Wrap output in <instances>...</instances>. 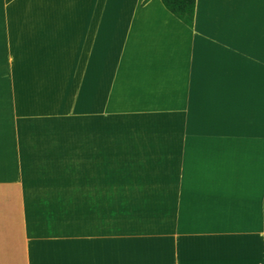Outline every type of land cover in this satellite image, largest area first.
Returning <instances> with one entry per match:
<instances>
[{"label":"crops","instance_id":"obj_1","mask_svg":"<svg viewBox=\"0 0 264 264\" xmlns=\"http://www.w3.org/2000/svg\"><path fill=\"white\" fill-rule=\"evenodd\" d=\"M3 4V10H11L3 13L8 46H14L11 35L17 30L25 34L24 44H34L39 34L41 44L56 46L57 67H69L73 79L88 84L90 104L97 100V65L104 64L105 90L110 87L107 73L119 66L121 79L138 87L140 95L175 96L169 102L180 106L167 108L183 112L180 127L193 125V111H204L206 118L207 111H214L215 159L206 164L201 157L202 166L192 167L186 162L187 145L185 150L180 148L179 159L176 154L168 168L167 206L152 214L158 228L144 229V236L162 238L157 244L161 247L168 243L167 264H264V0H196L193 27L161 0H3ZM26 10H37L40 18ZM28 136L24 141L9 136L8 143L10 150L19 146L25 159L21 161L32 175L21 186L29 238L43 239L41 244L83 245L80 254L91 260L81 264H113L114 254L122 250L112 247L109 225L101 233L79 235L70 225L78 220L73 216L79 210L73 211L71 220L63 212L53 214L55 207L69 201L66 189L83 185L75 182L74 186L58 176L57 182L44 180L48 174L72 173V167L63 166L64 145L59 146L58 137ZM170 138L177 146L176 134ZM79 141L86 143L77 146L82 152L84 147H95L97 137ZM176 146L170 144L172 150ZM93 170L94 177L83 187L90 194L89 206L93 204L90 227L98 213L101 218L105 214L106 221L111 213L104 208L110 205L106 183L104 195L96 194L101 184L95 176L106 178L107 168L94 166ZM97 198L103 199L101 212H97ZM163 252L164 248L156 251L160 257Z\"/></svg>","mask_w":264,"mask_h":264},{"label":"rangeland","instance_id":"obj_2","mask_svg":"<svg viewBox=\"0 0 264 264\" xmlns=\"http://www.w3.org/2000/svg\"><path fill=\"white\" fill-rule=\"evenodd\" d=\"M3 6V0H0V264H81L91 260L87 255L80 254L83 245L41 244L43 239L31 237V240L29 232L25 231L21 186L26 181L25 177L32 175L27 173L29 170L23 162L24 154L19 152V146L15 151L9 149L8 138L15 136L24 141L31 134L58 137L57 140L61 141L59 146L64 145L67 157L63 166L73 168L72 173L65 175L48 174L49 177H44L45 181L57 182L58 176L59 180L74 186L75 182L83 184L78 190L74 187L72 191L69 187L64 191V195L70 194L69 201L65 200L63 207L54 208L55 216L63 212L71 220L73 211L76 213L79 210L73 216L78 218L74 226L70 223L79 235L101 233L109 225L113 236L112 247L122 250L114 254L113 264L124 261L158 264L157 257L160 256L156 251L159 248H164L159 264H167L168 243L158 246L162 238H147L144 233L145 230L158 228L152 214L155 215L160 206H167L171 182L168 168L172 160L175 162L176 154L179 159L180 148L185 150L187 145L186 162H190L192 167L202 166L201 157L206 164L215 159V143L211 140L217 134L215 112L207 111L209 118H206L204 111H193V125L180 127L178 122H182L183 112L167 108L180 106L169 102L175 96L140 95L138 87L126 78L121 79L119 66L116 72L107 73L110 87L105 90L104 64L97 65V100L95 105L93 101L90 104L86 93L88 84L84 80L73 79L69 67H57L56 46L41 44L39 34H36L34 44H24L25 34L18 30L16 35H11L14 46H8L10 35L3 13H11V10H3ZM26 11L34 12L40 18L37 10ZM70 67L74 65L70 64ZM77 82L84 87H78ZM124 82H128L127 87L122 85ZM14 92H17L16 99ZM175 134L178 137L177 146L170 138ZM92 135L97 137L95 147H84L80 152L79 145L86 143L80 144L79 140L89 139ZM48 140L52 145L56 144L53 139ZM22 144L24 146L25 142ZM170 144L177 149L172 150ZM15 153H18L17 157ZM94 166L96 170L107 168L106 178L95 176L102 190L99 189L96 194L104 195L106 183L105 198L110 205L107 203L104 208H109L111 213L107 221L105 214L101 218L98 213L90 227L88 213L93 204L89 206L92 203L90 194L83 187L94 177ZM56 167L61 169L59 164ZM23 172L26 174L22 175ZM34 172L39 170L34 168ZM104 208L103 199L97 198V212ZM146 209H149V214H146ZM37 213L46 215L41 212L34 215ZM140 251L146 254H139ZM56 260L60 261L57 263Z\"/></svg>","mask_w":264,"mask_h":264},{"label":"trees","instance_id":"obj_3","mask_svg":"<svg viewBox=\"0 0 264 264\" xmlns=\"http://www.w3.org/2000/svg\"><path fill=\"white\" fill-rule=\"evenodd\" d=\"M147 1V0H145ZM164 6L190 27L194 26L196 0H161Z\"/></svg>","mask_w":264,"mask_h":264}]
</instances>
